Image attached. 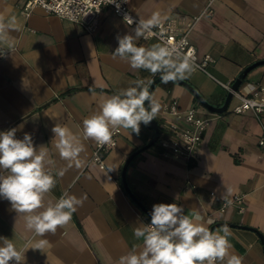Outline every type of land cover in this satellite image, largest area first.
<instances>
[{
	"label": "crops",
	"instance_id": "crops-1",
	"mask_svg": "<svg viewBox=\"0 0 264 264\" xmlns=\"http://www.w3.org/2000/svg\"><path fill=\"white\" fill-rule=\"evenodd\" d=\"M210 2L214 16L197 24L191 40L200 58L215 60L211 72L233 84L245 68L264 61V0H130V10L138 19L158 12L166 21L177 15L195 18ZM22 5V0H0V17L5 23L12 17L16 20L6 40L0 41V131L15 127L16 138L30 133L37 148L48 149V170L56 184L46 194V204L65 192L87 199L68 224L41 237L26 228L24 214L0 197V237L10 239L24 254L23 264H117L133 246L142 247L134 229L149 221L123 188V167L152 141L155 130L143 123L138 135L121 128L118 146L99 166L89 163L96 142L84 137L83 120L99 112L105 98L134 86V81L153 83L161 76L113 58L117 36L132 34L135 26L126 25L111 9H104L95 33H86L81 26L40 9L26 17ZM155 43L159 41L136 40L137 46L146 48ZM183 81L212 106H224L229 92L202 72L195 70ZM259 83H264V66L253 70L240 90L247 92ZM152 96L161 105L152 120L161 130L160 138L170 137L165 128V109L170 104L196 108L200 117L213 121L196 161L164 155L157 142L130 163L128 186L149 212L157 203H177L185 214L198 213L212 231L220 229L215 227L219 224L232 225L230 254L242 258V264H264L259 236L264 238V149L258 145L262 125L251 113L233 112L239 103L235 97L226 112L217 114L175 82L161 81ZM55 124L69 129L83 145L79 166L60 157L51 131ZM236 195L245 196L246 211L240 214L230 207L222 213L223 202ZM42 239L47 243L33 249Z\"/></svg>",
	"mask_w": 264,
	"mask_h": 264
},
{
	"label": "clouds",
	"instance_id": "clouds-1",
	"mask_svg": "<svg viewBox=\"0 0 264 264\" xmlns=\"http://www.w3.org/2000/svg\"><path fill=\"white\" fill-rule=\"evenodd\" d=\"M109 3L119 10L116 0H109ZM124 22L135 23V27L132 34L117 36L118 46L112 52L114 59L127 61L134 70L159 73L164 83L187 79L195 71L194 51L190 49L184 53L182 47L186 42L173 43L171 38H166L172 26L165 27L160 13L138 21L126 14ZM15 23V17L7 23L0 17V41L6 40L7 31ZM152 36L160 42L147 48L137 46L136 40ZM151 83V80H136L134 86L105 98L99 112L83 120L84 137L104 145L112 141L114 131L120 128L131 129L138 135L141 123L149 125L161 107L150 94ZM17 131L15 127L0 131V197L7 200L16 213L24 214L26 228L35 235L54 234L58 227L69 223L87 197L78 198L65 192L54 203L46 204L45 196L56 184L48 170L51 163L48 149L44 145L37 148L30 133H25L22 139L16 138ZM51 131L60 157L76 161L79 166L77 158L83 145L77 137L60 124H55ZM150 217V223L139 222L134 229L136 239H142V247L133 246L119 257L117 264H242V258L229 252L231 232L227 225L212 231L204 226L198 213L185 214L184 208L177 203L154 204ZM46 243L42 239L33 249H41ZM24 260V254L10 239L0 237V264H10V261L23 264Z\"/></svg>",
	"mask_w": 264,
	"mask_h": 264
},
{
	"label": "built area",
	"instance_id": "built-area-1",
	"mask_svg": "<svg viewBox=\"0 0 264 264\" xmlns=\"http://www.w3.org/2000/svg\"><path fill=\"white\" fill-rule=\"evenodd\" d=\"M22 14L28 17L34 10L40 9L48 15H53L61 20L79 25L86 33H95L100 24V18L105 8L111 9L117 17L124 22L127 14L134 21H138L131 10L130 0L124 3L123 0H116L120 4L119 10L115 4L109 0H22ZM214 10L210 2L202 13L195 18H188L177 15L164 22L167 28L171 29L166 33V38H171L173 43L186 42L182 51L187 53L190 49L194 51L196 71H200L215 83L223 87L226 91L232 92L233 97L238 100V105L233 109L237 115L251 113L262 125L263 134L258 141V145L264 149V83L250 85L247 92L238 90L233 92L232 83H224L219 80L210 70L215 60L210 56L200 58L196 47L193 45L191 36L197 24L205 19L212 18ZM125 23V22H124ZM128 25L127 23H125ZM128 26H135V23ZM153 31H158L154 29ZM147 39H157L152 36ZM159 41V40H158ZM160 42V41H159ZM166 123L165 128L170 134L169 138H159L158 145L164 151V155L182 158L186 161H196L198 159V147L201 145L204 135L210 127L213 119L202 118L196 108L182 109L177 104H170L165 109ZM121 128L114 131L112 141L108 144L100 145L96 142L89 163L104 166L105 156L118 146ZM230 207H236L238 213L246 211V199L243 195H236L225 200L221 207L224 213ZM150 223V221H148Z\"/></svg>",
	"mask_w": 264,
	"mask_h": 264
},
{
	"label": "water",
	"instance_id": "water-1",
	"mask_svg": "<svg viewBox=\"0 0 264 264\" xmlns=\"http://www.w3.org/2000/svg\"><path fill=\"white\" fill-rule=\"evenodd\" d=\"M261 66H264V61H259L247 68H245L242 73L238 76V78L235 80V82L233 83L232 85V90L233 92H237L240 87L242 86V84L245 82V80L247 79L248 75L255 69H257L258 67H261ZM162 80H161V77H159L158 79H156L150 86L149 88V91H150V94L152 95V92L154 90V88L158 85V83H160ZM175 83L179 84V85H182L184 87H186L195 97V99L200 103V105L202 107H204L206 110L208 111H211L213 113H217V114H222L224 112H226V110L228 109V106H229V103L231 101V99L233 98V93L232 92H229L228 93V96H227V99H226V102L224 104L223 107H214L212 106L211 104H209L190 84H188L187 82L183 81V80H180V81H175ZM154 130H155V136L154 138L152 139V141L146 145L145 147L139 149L138 151H136L128 160L127 162L125 163L124 167H123V172H122V183H123V188L124 190L126 191V193L129 195V197L132 199V201L141 209V211L147 215L150 219V212L147 210V208L138 200V198L134 195V193L132 192V190L130 189V187L128 186V183H127V180H126V173H127V169L130 165V163L132 162V160L134 159V157H136L140 152L148 149V148H151L153 147L159 140L160 138V133H161V130L159 127H157L156 125L153 124V122L151 121L150 124H149ZM224 225H227L228 227L229 226H232V225H228V224H219V225H216L215 227H218V226H224ZM214 227V228H215ZM260 239L264 245V238L262 235H260Z\"/></svg>",
	"mask_w": 264,
	"mask_h": 264
},
{
	"label": "trees",
	"instance_id": "trees-1",
	"mask_svg": "<svg viewBox=\"0 0 264 264\" xmlns=\"http://www.w3.org/2000/svg\"><path fill=\"white\" fill-rule=\"evenodd\" d=\"M147 219L150 221L151 219L147 217Z\"/></svg>",
	"mask_w": 264,
	"mask_h": 264
}]
</instances>
